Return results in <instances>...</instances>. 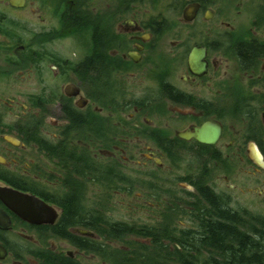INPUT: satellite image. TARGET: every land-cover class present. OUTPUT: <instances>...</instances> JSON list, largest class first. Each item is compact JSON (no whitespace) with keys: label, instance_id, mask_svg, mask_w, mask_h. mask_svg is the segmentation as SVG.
<instances>
[{"label":"flooded vegetation","instance_id":"flooded-vegetation-1","mask_svg":"<svg viewBox=\"0 0 264 264\" xmlns=\"http://www.w3.org/2000/svg\"><path fill=\"white\" fill-rule=\"evenodd\" d=\"M0 191V264H261L264 0H0Z\"/></svg>","mask_w":264,"mask_h":264},{"label":"water","instance_id":"water-1","mask_svg":"<svg viewBox=\"0 0 264 264\" xmlns=\"http://www.w3.org/2000/svg\"><path fill=\"white\" fill-rule=\"evenodd\" d=\"M189 9V10H188ZM195 10V6L193 8ZM192 10L191 8H186L185 10V16L186 18L190 19L191 15L189 12ZM199 53L194 49L191 52V57H190V63L191 66L194 68V70H202L203 68V62L200 61L201 55H198ZM209 125H205L204 127L201 128V131L199 132L198 137L201 139L203 133H208ZM213 134L216 136L219 133V129L216 128L215 126L212 127ZM0 196L1 198L9 204L11 207H15V210H17L18 213H20L24 217H29L30 216V205L33 196H29L27 194H24L19 191L15 192H2L0 191ZM2 217V212L0 210V218Z\"/></svg>","mask_w":264,"mask_h":264},{"label":"trees","instance_id":"trees-1","mask_svg":"<svg viewBox=\"0 0 264 264\" xmlns=\"http://www.w3.org/2000/svg\"><path fill=\"white\" fill-rule=\"evenodd\" d=\"M134 2H136V0H133ZM143 1H146V0H143ZM150 4H152L153 1L155 0H147ZM171 2V3H170ZM167 5H174V0H170ZM260 261H261V264H264V253H261L260 255Z\"/></svg>","mask_w":264,"mask_h":264},{"label":"rangeland","instance_id":"rangeland-1","mask_svg":"<svg viewBox=\"0 0 264 264\" xmlns=\"http://www.w3.org/2000/svg\"><path fill=\"white\" fill-rule=\"evenodd\" d=\"M164 1V5L168 6L167 3L170 1V0H163ZM171 3V2H170ZM170 17H172L173 15L170 13L169 14ZM170 39V38H169Z\"/></svg>","mask_w":264,"mask_h":264}]
</instances>
